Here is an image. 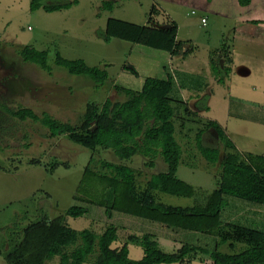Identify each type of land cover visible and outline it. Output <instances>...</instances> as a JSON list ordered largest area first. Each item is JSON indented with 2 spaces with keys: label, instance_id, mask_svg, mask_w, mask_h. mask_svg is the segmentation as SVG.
<instances>
[{
  "label": "trees",
  "instance_id": "obj_1",
  "mask_svg": "<svg viewBox=\"0 0 264 264\" xmlns=\"http://www.w3.org/2000/svg\"><path fill=\"white\" fill-rule=\"evenodd\" d=\"M239 1L248 5L251 0ZM101 2L103 9L113 10L114 1ZM78 4V0H32L30 7L32 11L42 8L55 12ZM164 16L160 6L154 3L145 25L109 18L102 38L106 42L117 38L178 55L183 47L178 40V24ZM225 48V59L230 65L231 54ZM20 55L23 61L35 63L49 73L53 70L48 63V51L27 45L20 50ZM56 63L71 74L92 79L99 86L109 79L106 70L90 66L82 59H66L58 53ZM230 70L226 66L225 75ZM215 72L219 74L217 68ZM223 76L219 81H224ZM174 84L172 75H168L151 79L141 90L114 85L126 99L107 98L102 107L88 103L78 124L64 122L48 112L39 115L31 108L7 109L21 120L41 123L51 138L65 136L93 152L97 148L111 150L114 159L119 158L118 162L103 158L96 164L92 156L74 196L83 204H73L59 216L41 219L23 228L18 244L6 256L8 264H46L48 261V264H191L205 259V255L210 256L212 264H264V230L224 221L221 214L226 196L264 205V154L240 151L217 121L198 116L182 100L173 103L170 93ZM205 111H209L208 106ZM194 114L198 118L190 122L198 124L194 138L196 150L218 167L215 174L218 173L219 180L213 190L190 184L177 174L181 164L192 163L185 160L184 145L177 136L189 135L191 128L187 121ZM210 129L217 133V147L205 146L203 136ZM136 155L143 157L141 160L149 169L161 168L156 162L161 158L165 170L150 173L141 181L143 168L130 164ZM162 194L188 197L193 203L187 207L167 205L162 201ZM88 205L105 209L108 217L117 211L174 231L204 233L217 241L214 247L184 242L179 249L167 252L154 234L144 232L131 234L127 241L120 243L114 223H109L101 233L69 224V217L88 215L91 209ZM228 243L232 249L238 243L246 247L234 254L219 250ZM131 244L140 247L135 259L131 257ZM92 255H96L95 260L90 262Z\"/></svg>",
  "mask_w": 264,
  "mask_h": 264
},
{
  "label": "rangeland",
  "instance_id": "obj_2",
  "mask_svg": "<svg viewBox=\"0 0 264 264\" xmlns=\"http://www.w3.org/2000/svg\"><path fill=\"white\" fill-rule=\"evenodd\" d=\"M78 1V5L69 9L46 12L42 8L32 11V0H0V264H8L6 256L18 244L23 228L41 219L59 216L73 204H83L75 200L74 196L92 156L96 164L103 158L114 159L111 150L97 148L93 152L65 136L51 138L48 129L41 123L31 119L21 120L7 109L31 108L39 115L48 112L64 122L78 124L88 103L102 107L107 98L112 101L126 99L125 95L116 91L114 85L141 90L151 80L152 73L154 77L163 75V65L168 66L161 62L160 57L152 54L151 50L158 49L117 38L106 42L102 38L110 17L132 23L146 22L152 0H116L117 6L113 11L103 9L100 0ZM182 1L186 5L184 8L175 3L164 4L166 9L177 15L181 23L180 37L189 36L202 43L209 40L214 44L222 40L228 42L237 25L234 16L237 17L239 12L235 8V0H226L225 3L217 0L215 9L227 11L233 17L225 20L219 15H210L208 27L201 25L198 10L205 0ZM259 6L262 7V4L258 5V9ZM189 22L192 26L188 25ZM27 45L48 51V63L53 68L51 73L35 63L22 60L20 50ZM58 53L66 59H82L90 66L106 70L109 73L108 81L99 86L86 76L69 73L56 63ZM174 78L173 90H177L180 81ZM237 87L238 84L233 81L232 89L222 86L218 94L236 99L243 94L238 92ZM170 95L173 97L174 91ZM236 106L233 104L231 111L237 118L232 121L237 124L225 126L229 130L228 134L235 136L233 128L249 133L257 144L254 151L264 154V126L248 123L245 116L248 108L244 110V107ZM256 112L260 118H264L263 106ZM223 113L226 115V109L217 106L212 117L225 121ZM192 118L195 120L198 116L191 115L187 121L191 128L189 135L177 136L184 145L185 160L192 163L181 164L178 176L190 184L213 190L219 180L218 173L215 177L218 167L196 150L194 138L198 124L190 122ZM236 141L242 148L243 143ZM204 143L205 146L217 147L219 142L216 132L211 131L208 142ZM244 143L245 146L249 142ZM116 158L114 161L118 162L119 158ZM135 158L130 164L143 168L145 174L141 176V181H145L150 173L165 170L157 166L149 169L144 166L142 156L136 155ZM160 160L159 157L156 160L158 166ZM161 196L167 205L187 207L193 203V199L188 197L170 194ZM88 206L91 208L88 215L69 217V224L77 229L91 228L101 233L109 223H114L118 227L120 243L127 241L131 234L147 231L145 224H155L141 219L144 223L117 211L113 217H108L105 209ZM221 214L224 221L264 230L262 204L226 196ZM183 232L178 233L180 239L201 246L214 247L217 241L215 237L200 232H193L188 239ZM229 245H221L219 250L234 254L246 247L243 243H238L235 249ZM130 246L131 257L135 259L137 245ZM95 256H91L90 262L95 260ZM204 258L210 260L209 255Z\"/></svg>",
  "mask_w": 264,
  "mask_h": 264
},
{
  "label": "crops",
  "instance_id": "obj_3",
  "mask_svg": "<svg viewBox=\"0 0 264 264\" xmlns=\"http://www.w3.org/2000/svg\"><path fill=\"white\" fill-rule=\"evenodd\" d=\"M112 1H114V10L117 6V2L116 0ZM152 1V6L154 3H157L160 6L163 14L165 15L164 17H168L177 22L178 40L183 43V47L181 53L175 56H172L170 53L165 51L151 50L153 55L160 57L163 64H168V66L163 65L162 67L163 75L154 77L155 75L152 73L151 79L167 78L168 75H172L175 82L174 77H176L180 81V86L177 88L178 91L172 90L175 93L173 97L170 95L173 99V103L179 100L184 101L192 108L193 111L198 112V116L203 117L205 120L217 121L224 128L227 134L229 133V130L227 131L225 126H231V123L237 124L232 121L237 119L234 118V113L231 111L233 104H236L237 108L244 107V110L248 108L245 113V116H247L246 118H248V123L264 126V118H260L257 114L258 112H256V110L260 109V106L264 107V0L259 2L251 0L248 5H242L239 0H235V8L239 12L238 15H236L237 17L234 16V21L237 25L234 27V31L231 33L233 35L229 38L228 42L225 43V41L222 40L218 44H214L210 40L202 43L189 36L183 38L180 37L181 23L177 19V15H174L172 11L166 9L164 4L175 3V5L184 8L186 5H184L182 0ZM221 1L223 3L226 2V0ZM216 2L217 0H205L202 6L198 9L200 12V23L203 27L210 26V15H219L225 20L232 19L233 16L231 17L227 11L220 12L215 9L214 3L216 4ZM259 4H262V7L259 6L260 9H258ZM151 8L146 14V22L137 24H147L148 14ZM202 18H206V24L202 22ZM188 25L192 26L190 22ZM205 35L208 34L206 33ZM225 47L229 49L231 54L232 62L230 65L227 64L225 59ZM201 50L204 52L201 53ZM142 52L147 54L144 51ZM226 66H230L231 69L228 75H225L224 73ZM215 68L219 70V74L215 72ZM222 76L224 81H219ZM233 81L238 84V92L243 94L236 99H232L227 96H220L218 92L222 91L221 87L228 86L232 89ZM181 84H183L184 88ZM179 93L183 95L182 98L179 97L181 96ZM206 106L209 107V111H205ZM217 106H221L222 109H226V115H224V113L222 115V118L226 117L225 121H220L219 119L212 117L214 108ZM249 110L251 111L248 113ZM233 130V134L235 136H230V134H228V136L240 151L257 153L254 151L257 144L255 143L253 136L250 138L249 133L239 132V129L237 128H233ZM211 131L215 130L210 129L204 134V142H208V137L210 136ZM236 140H240L243 144H245L244 142L246 141L249 143L245 146L242 144L243 147L241 148ZM159 166H161V168H165L162 160H160ZM152 223L155 224H145L146 228H148L145 232L154 234L163 250L173 252L179 249L184 242H190V240L186 241V239L182 240L179 238L178 233L181 230L174 231L165 225H161L156 222ZM182 234L184 236H188V239L193 235L188 232H183ZM136 249V254H138L140 250L139 248ZM196 263L212 264V261L208 259H197L191 264Z\"/></svg>",
  "mask_w": 264,
  "mask_h": 264
},
{
  "label": "built area",
  "instance_id": "obj_4",
  "mask_svg": "<svg viewBox=\"0 0 264 264\" xmlns=\"http://www.w3.org/2000/svg\"><path fill=\"white\" fill-rule=\"evenodd\" d=\"M202 22H203L204 24H206V22H207L206 18H202Z\"/></svg>",
  "mask_w": 264,
  "mask_h": 264
}]
</instances>
